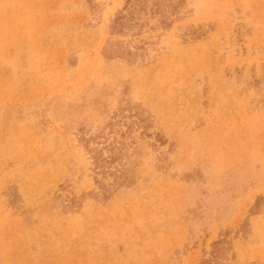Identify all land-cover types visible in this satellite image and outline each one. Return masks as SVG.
Masks as SVG:
<instances>
[{
  "label": "rangeland",
  "instance_id": "374dc122",
  "mask_svg": "<svg viewBox=\"0 0 264 264\" xmlns=\"http://www.w3.org/2000/svg\"><path fill=\"white\" fill-rule=\"evenodd\" d=\"M0 264H264V0H0Z\"/></svg>",
  "mask_w": 264,
  "mask_h": 264
},
{
  "label": "trees",
  "instance_id": "16d2710c",
  "mask_svg": "<svg viewBox=\"0 0 264 264\" xmlns=\"http://www.w3.org/2000/svg\"><path fill=\"white\" fill-rule=\"evenodd\" d=\"M125 9H126V12H128V14H129V9H128V8H125ZM125 9H124V10H125ZM120 14H121V13H120ZM121 15H122V16L116 18V21H117V22H116V26H115L114 28H116V27H118V26L121 25L120 21L123 19V17H125V15H124L123 13H122ZM95 161H96V166H98V167L100 166L101 168H104V165H101V163H98L97 160H95ZM95 183H96V184H99L98 181H96V180H95Z\"/></svg>",
  "mask_w": 264,
  "mask_h": 264
}]
</instances>
